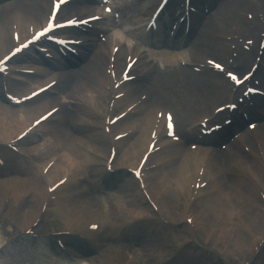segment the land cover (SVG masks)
<instances>
[{"label":"bare ground","instance_id":"6f19581e","mask_svg":"<svg viewBox=\"0 0 264 264\" xmlns=\"http://www.w3.org/2000/svg\"><path fill=\"white\" fill-rule=\"evenodd\" d=\"M116 1L117 8L123 14H136L134 24L137 25H139L140 22H143V17L147 16L150 12L149 9H151L147 6L139 8L138 3L127 6L120 4V0ZM194 1L195 3H192L194 7L203 11L204 7L207 6L211 9V12L208 16L200 13L199 16L194 18V20L198 23L200 34L197 37H192L194 38L191 42L192 46H189V53L185 55L187 60L191 61V64L193 63V59H197L199 57H202V62H200V64H204V59H207V56H205L207 51L208 53L213 54L215 58L222 60V63H227L229 55L234 53L231 52L230 48L232 45H236L235 41L230 42L227 40V37L239 35L233 31L232 28L239 27L241 29L242 34L240 38H242L243 35L251 34L249 22L244 21L245 17L243 18L239 11L236 12L237 8L240 6H244V10H247L248 8L256 10V16H254L253 23H251V25H254L255 32L259 33L261 31L259 14H264V0H209L207 3L204 2V0ZM79 5L81 4L74 3L64 8L62 17H73L79 14H85L84 9L78 8ZM173 5H175V1L172 2V7ZM133 6H135L134 9H138L136 12L132 8ZM47 8L48 1L46 0H43L42 2L39 0H13L12 2L0 6V52L12 44L11 29L14 22L17 23V26L20 25L22 29H26L27 23L31 20L33 22L32 24L34 26L36 25L38 28L43 25L45 21V10H47ZM261 10L262 12H260ZM166 12L168 15L172 12V10L169 9L168 11L166 10ZM244 13L247 17L250 15L249 11H245ZM7 26L10 27V31L6 29ZM100 26L103 28L104 24L101 23ZM66 32L71 34L77 33L73 30L71 32ZM76 35L80 36V34ZM86 39L88 40V44L81 50L86 61L84 68H81L80 63H77L76 59H71L69 62H63L55 65V67H57L56 69L62 71L60 75H57L54 74L55 71L52 70L55 68H51L50 70L46 69L43 66L45 61L41 58H37L33 65L38 68L40 73L37 77L40 78L26 77L27 79L35 78L37 81L29 83V86L22 89L27 90L28 87L32 88L37 87L38 85L42 86L46 80L48 81L50 77H53V80L55 78L61 82V91L64 92L66 96L60 98H52L50 96L48 98H50L51 102L45 103L46 101L44 102L43 99L47 98L49 95H44L32 102L29 106H25L24 109L21 106L19 108L24 110L23 115H25V117H21L20 119L18 118L16 111L12 109L13 106L8 105L9 110H5L1 105L2 101H0V134L6 142H9L10 139L14 138L12 136L21 130L29 119L36 118L37 116L43 114L46 110H48L51 104L56 103L54 107L61 106V110H59L55 115V117H61L59 123L46 134L51 138V141L49 142L47 140L42 142H49L50 144L60 146L57 147L56 150L50 149L49 152L50 156L58 158V162L51 168L49 173V176L53 178H57L61 175L67 176L68 172L76 170L77 175L74 181H77V177L81 176V172L87 170L88 165H91V169L89 168L91 172L95 171L92 169L94 165H101L100 161L84 154L82 151L83 148L88 149L87 153L92 151L94 153H101L105 156L109 150L108 147L110 145V141L109 137L103 132L102 116L104 117L105 106L110 100L111 95L110 92L106 90V87L111 81L109 77L102 74L101 68L96 71L94 67L95 64L101 67L106 66L107 68L109 63L106 57L107 48L103 45H98L95 40L88 38V36ZM248 39L249 38L243 39V42L248 41ZM150 42H153V40H150ZM177 45L183 46L184 44L182 42H178ZM130 50L131 48L127 47L126 49H121L117 54L115 62V68H117V70H120L123 55ZM238 53L239 60L236 63L239 67H246L247 64L251 62L253 55L243 51L242 47L239 49ZM217 59L212 58L211 60L221 63ZM176 60L177 57L174 55H149L145 61L142 59L141 65L144 75L154 78L156 84V86H154L155 92L151 90L150 100L148 98L147 101L154 100L157 105L172 110L175 114V122L178 125V128L185 129L187 124L191 121L189 115L192 114V110L190 109V105L192 104L189 100H195L198 102L197 104H201L199 101L205 99L206 95H208L206 98L208 100L209 95L213 96L214 94L218 98L217 101L220 102L222 99L226 100L229 89L227 86L223 87L220 75L213 74L212 72L206 73L204 76L194 72L192 73L191 71L175 66ZM141 65L139 64V66ZM153 72L155 73L153 74ZM260 77L264 78L262 73L260 74ZM140 81L142 82V80ZM177 82L182 83L177 84ZM130 85L131 83L126 86ZM129 91L130 95L128 96V99L123 101L124 103H127L134 97L135 89L131 88ZM2 99L3 98L0 93V100ZM79 104H82L84 107L85 114L89 121L80 118L76 113L75 108L79 106ZM211 105H214V103H209V106ZM69 109L72 110L70 119L66 116V111ZM61 111L62 113H60ZM99 112L101 115H99ZM263 114L264 100L257 98L256 108L253 109L251 117H257L258 120L262 121L264 119ZM155 118V111L152 113L150 111L146 112L145 115L142 116V121L140 122V135L135 137L131 143L126 142V139L117 144L118 150L123 154V157L118 162V166L125 165L131 161L136 162L140 159L146 143L149 140V132L152 129ZM243 124V119H239L238 115H236L235 122L232 127L234 129H239L243 126ZM129 125H134V122L130 121ZM5 126H7V128L3 130ZM93 127H95L96 131L92 130ZM262 127L264 135V126ZM255 134L256 133L254 132L250 135H245L242 140L245 142H251L253 140L254 145L257 138V134ZM31 141H33V144L28 150L26 149V152H39V150L44 147V145H40L41 141H37L36 138H31ZM207 141H212V138H208ZM239 145L240 141L237 142L234 149ZM180 146L181 145L179 144L172 145L164 150V157H162L161 161H165L166 163L162 166L163 169L160 172L157 171L158 173L156 174H154L156 171L150 173L149 178L150 188L156 196L158 197V191L164 193L166 204L162 203V205L164 206L169 219L173 221L178 220L179 222L182 220V216L180 215L179 217L178 210L181 208L182 202L184 201L182 198H184L187 195V192L190 191L189 185L193 180V169H196L201 163L208 162L212 175L210 177L206 175V180H210V185L206 186V189H203L200 192V194L208 193V195L204 199L197 197L198 200L196 199V202L191 207L189 216L194 217L197 221H200V219L202 220V226L198 230L204 236V244H207L214 234H219L224 244L230 245L233 250L237 249L234 252H243V249L245 252H248L250 250L251 243L255 244L256 242H260L264 236L263 233H261V231L264 232V204H262L258 194H256L253 181V177H256L257 182L264 180V163H261L262 160L258 155L259 152H257L256 148H254L255 150H251L255 154L253 158L244 155L239 150L233 151L231 155H226L228 159H234L231 160V162H234V165L237 168L235 169V167H233L237 178L235 176L232 178L230 175V181L233 182L234 185L230 192L236 200L235 202H237V204L242 208L244 212L243 214L241 212H237L235 210L236 208L234 209V207L230 205L226 199H221L224 194L225 197H227V192L225 189H222V180L217 176L218 173H215V171L219 169V167L215 164L218 153L214 151L209 152L196 149L194 154H190L189 152L185 157L184 153H182V148L180 149ZM262 150L264 151V141ZM11 155L13 154H7L8 162ZM47 158L48 157L41 158L42 162L40 165H43ZM114 168L116 169L115 165ZM6 170L7 172H11L15 175V177L0 181V213L3 211V188L7 189V192L11 195L13 201L24 199L29 196V198H31V204L27 207L28 211L25 213L24 217L22 215L20 216L21 224L29 227L30 224L34 222L33 220L37 216H40L39 213L42 205L47 199L44 179L40 176L37 167L33 168V170L32 168L30 170H26L23 162L20 164L18 162L13 163L10 161ZM123 174L124 173H117L115 177L111 178H109L107 174H105V176L101 175L99 176V181H96L93 185L98 190L100 189L103 192H107L108 189L117 186V179ZM23 176H26V178ZM91 178H94L93 174L91 175ZM157 180L160 181L156 182ZM135 183V181H132L131 184H123L118 187L116 194L114 195L115 198L113 199L118 208H108L104 213L106 216L114 215L113 211L117 212L119 208H123L127 205L128 206L125 207V209L128 210V208H131L129 210H132L134 215L139 217L149 215L146 208L142 210L143 205L145 204ZM71 185L72 183L65 186V189L68 188V190H66L67 194L73 189ZM260 185L264 188L262 182ZM236 189L238 190L235 191ZM176 192L178 196H175ZM254 193L258 197L259 204L256 203ZM86 194V192L82 191L80 193V199H78L77 194L72 195L74 202L76 199L78 200V205L80 206L79 209L76 206L69 209V206H67L69 203L68 199L64 202L58 201L52 204L57 207L56 211L61 214L67 227H80L75 226L79 225V223L77 221H72L71 219L76 217L78 214H81L79 211L81 209H86V211L92 215L88 216L89 218L99 219V216L96 215L97 212H94L90 207L82 203L84 198H81V196L85 197ZM24 206L25 203L22 202L21 208ZM236 212L240 214H237ZM12 213H10V216H12ZM7 215H9V213H7ZM84 215L85 213L83 216ZM236 215L239 216L236 217ZM122 218L123 217L120 215L119 219ZM110 220L112 222V228L114 224V233L119 232V228H117L116 224L117 221L114 219ZM230 221L232 222L230 223ZM100 222H102L101 229L103 228V225L105 227L108 225L107 223H109L105 221ZM236 227L238 229L243 228L244 232H242V230H238ZM101 229L98 231V235L100 234ZM231 232L233 233L232 235ZM95 236L97 237V235ZM2 237V233L0 232V238ZM182 238L186 241L191 240L192 245L197 241V239H195V237L191 234L187 236L186 232L183 233ZM241 240H244V242H241ZM73 244L75 246L79 245L78 243ZM82 247H84V250L80 251L78 259L85 258L84 260H86L88 264H102L101 258L87 257L90 252L89 249H91L90 245L82 244ZM193 248L194 247L190 246L189 249L191 250ZM51 250L55 254H61V252L55 247H51ZM263 251L264 247L260 257L264 264ZM224 253H226V251ZM25 254V258L31 261L33 258V252L25 250ZM195 256H201V252H197V249L195 251ZM146 257H148V255L144 256L139 253L137 259L135 260V264L139 262L138 260L149 261L152 258L149 257L147 259Z\"/></svg>","mask_w":264,"mask_h":264},{"label":"rangeland","instance_id":"374dc122","mask_svg":"<svg viewBox=\"0 0 264 264\" xmlns=\"http://www.w3.org/2000/svg\"><path fill=\"white\" fill-rule=\"evenodd\" d=\"M40 2H42L43 0H39ZM48 1V0H46ZM49 2V1H48ZM239 10V8H238ZM9 27H8V31H9ZM207 51V50H205ZM61 86L58 87L57 92L58 93V97H61L59 95V89ZM45 103L49 102L50 98H45L43 99ZM53 106V105H52ZM82 106H77L75 108L77 114H79L78 116L80 118H86V115L83 111V107ZM69 111V117L70 114L72 115V112L70 110ZM68 117V118H69ZM54 126V125H53ZM48 128V127H47ZM262 133V132H261ZM186 150V149H185ZM217 163V160H216ZM218 165V163H217ZM224 166H228V167H224L223 168V172L225 174L226 172V178L223 177V172H222V189H225V191L227 192V199L225 197V194L223 196V198H221L222 200L226 199V201L232 203V206L234 207V209L237 212H241L244 214L242 208L237 204V202H235L236 200L233 198L232 194H231V188L234 187L233 182H231V177L234 178V176L236 177V172L234 170V168L232 167V164L229 162V165L224 164ZM231 166V167H230ZM29 167V166H28ZM30 168V167H29ZM221 169V168H220ZM219 171V169H218ZM100 171H94L93 174L95 175H100L99 173ZM221 173V171L219 172V174ZM27 176V175H26ZM26 176H23L24 178H26ZM11 177H15V175L13 174H7L4 177L0 178V181H4L7 180L8 178L10 179ZM90 178H91V174L89 173V170H86V172L84 171L82 173V177H79L78 183H75L74 188H73V193H77L80 190L81 191H88L89 187H91L93 184H90ZM237 178V177H236ZM123 184H125L124 179L123 180H119L117 182V186H115L114 188L108 189L107 192H101L99 191L97 193V197H93L90 194H86V196H81V198H84L82 200V203L85 204H91L94 203V200L97 201V203H95L96 205H98L97 207H94L93 210L98 211L99 210V216H101V218H106L104 216L105 211L110 207V202L108 200V197H110V199L113 198V196L116 194V191L118 189L119 186H122ZM2 188V186H1ZM238 189H236L235 191H237ZM88 193V192H87ZM106 194H107V198H106ZM254 196L256 198V203L259 204V200L257 195L254 193ZM80 197V196H79ZM24 203L25 206L23 209L27 210V207L30 206L31 204V198H29V196H27L26 198H24ZM98 201H100V204L98 203ZM10 206L8 209H12L14 207V201L11 198L10 200ZM114 203V202H113ZM94 205V204H93ZM114 205H116V203H114ZM259 207L261 208V206L259 205ZM112 209V208H111ZM182 210L181 208L179 209V211ZM28 211V210H27ZM26 212V211H24ZM236 212V213H237ZM103 213V214H102ZM98 214V212H97ZM240 214V213H237ZM239 215H236V217H238ZM127 219L131 220L132 216H130L128 218V216H125ZM108 219V218H107ZM62 219L59 216H53L51 215L49 217V220L47 222V224L45 225L47 228L51 229V231L55 230H62L65 227L62 225ZM232 221H230L231 223ZM3 223L7 226H10L11 220L10 217L3 219ZM237 228V227H236ZM238 229V228H237ZM149 230V231H148ZM145 230L144 226H140L138 224H133L132 227L125 233V235H121L120 233L117 234L120 238L117 237H113L112 238V234L110 236H108L107 240L103 242V245L99 247V245H97L96 247H94L91 250V254L89 256L92 257H98L101 258V263L102 264H109L113 263V264H120L121 262H127V261H135L138 257V254L141 253L137 248L140 247L142 249V253L143 254H147L150 253V256L152 257L149 261L144 260V262L142 261L140 264H152L153 262H158L159 260H161V254H175L177 249L180 247L178 244V240L182 239L181 243H185L186 240L182 238V235L184 232H186V230L184 228H180L177 229L176 231H173L159 223H153L151 226H149V229ZM238 230H242V232H244V229H238ZM15 233H17L16 230H14ZM233 233L231 232V235ZM108 235V232H107ZM217 234H214V236ZM219 235V234H218ZM141 242L143 241V243H136V245H131L130 242ZM223 241V240H222ZM241 242H244V240H241ZM154 244V247L152 246ZM252 244V243H251ZM27 247L28 244L27 243H21L20 240L15 241V244H11V247L8 251V253L6 254V260L10 261L11 259H13V257L15 256L16 259H18V253H19V248L20 247ZM127 246V247H126ZM223 246L225 247L223 249L222 252H225L226 250L229 251H233V253H228L225 257L222 255H216L214 251L209 250V245L204 247L203 243L200 242L198 240L197 243V252L201 251V256H195V251L196 249H191L189 251H185V257H183V261L185 264H233V261H231V258L229 256H234L235 259H242L240 260V264H242L245 261V252L241 253L240 252H234L233 248L230 245L224 244ZM119 248L120 250H123V255L121 254V256L117 255L115 249ZM242 247V246H239ZM150 249V251H149ZM237 250V249H235ZM244 251V249H243ZM245 257V258H244ZM40 257H37V261L36 264H41V262H43L42 260H39ZM148 259V258H147ZM234 259V261H235ZM52 262H55L56 259L54 257H52L51 259ZM183 263V262H182ZM15 264H28L26 262L23 263H15ZM256 264H263V261L259 258L258 262Z\"/></svg>","mask_w":264,"mask_h":264},{"label":"snow or ice","instance_id":"6c2138e0","mask_svg":"<svg viewBox=\"0 0 264 264\" xmlns=\"http://www.w3.org/2000/svg\"><path fill=\"white\" fill-rule=\"evenodd\" d=\"M220 67V65H217V68H219ZM233 80H235L236 79V77L235 76H232L231 77Z\"/></svg>","mask_w":264,"mask_h":264}]
</instances>
